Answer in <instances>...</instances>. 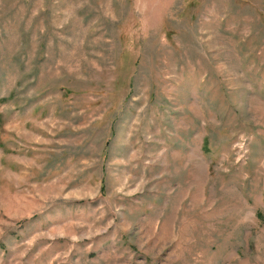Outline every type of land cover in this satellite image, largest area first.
I'll list each match as a JSON object with an SVG mask.
<instances>
[{
  "label": "rangeland",
  "instance_id": "374dc122",
  "mask_svg": "<svg viewBox=\"0 0 264 264\" xmlns=\"http://www.w3.org/2000/svg\"><path fill=\"white\" fill-rule=\"evenodd\" d=\"M0 264H264V0H0Z\"/></svg>",
  "mask_w": 264,
  "mask_h": 264
}]
</instances>
